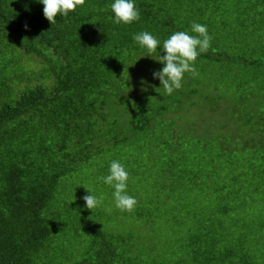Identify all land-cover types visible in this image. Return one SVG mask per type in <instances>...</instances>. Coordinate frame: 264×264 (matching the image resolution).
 <instances>
[{
	"label": "trees",
	"instance_id": "trees-1",
	"mask_svg": "<svg viewBox=\"0 0 264 264\" xmlns=\"http://www.w3.org/2000/svg\"><path fill=\"white\" fill-rule=\"evenodd\" d=\"M225 1L136 0L140 19L116 24L112 0H85L67 16L58 14L54 23L37 0H0V264L60 260L56 217L63 214L66 201L59 186L103 139L106 95L119 90L122 68L150 57L133 41L134 33L146 30L163 41L175 31L190 32L193 22L206 24L213 35L211 47L199 57L241 60L228 55L229 43L213 31L212 19ZM243 1L245 5L231 7L239 28L226 35L246 36L252 44L251 56L242 60L259 72V113L242 118L247 131L242 144L221 138L217 148V171L218 166L230 169L217 178V215H227V225L241 233L230 239L218 227L217 236L202 231L203 237L187 242L183 264L264 263L263 252L244 239L253 235L246 231L253 227L246 220L252 210L243 215L253 209L259 218L254 228L264 241V0ZM235 44L241 51L242 44ZM25 60H35L39 67ZM132 125L142 128L138 120ZM254 135L258 146L253 145ZM237 157L246 160L235 172ZM130 239L129 234L98 229L72 264H150L132 253Z\"/></svg>",
	"mask_w": 264,
	"mask_h": 264
},
{
	"label": "rangeland",
	"instance_id": "rangeland-1",
	"mask_svg": "<svg viewBox=\"0 0 264 264\" xmlns=\"http://www.w3.org/2000/svg\"><path fill=\"white\" fill-rule=\"evenodd\" d=\"M220 4L212 19L213 31L229 43L228 55L241 60L215 62L198 56L196 75L185 73L182 88L171 95L164 94L159 79L153 78V72L163 67L153 58L155 53L122 68L119 90L106 95L107 122L100 126L103 139L92 147L88 161H79L61 180L59 192L66 204L56 217V245L62 249L56 264H72L98 229L131 235L132 253L150 264H183L189 254L187 242L203 237L205 230L217 236L218 227L230 239L240 236L238 227L227 225L231 220L227 215H217V178L230 171L220 166L217 171V148L221 138L228 144L246 140L247 131L240 122L248 114L259 113V72L242 60L251 56L249 38L226 35L239 28L231 19V7L246 2ZM235 42L242 44L241 51L235 50ZM24 62L39 67L35 60ZM133 120L142 128L135 129ZM252 137L258 146L257 135ZM112 160L122 162L129 172L127 191L137 199L131 212L117 209L114 189L98 179L108 174ZM244 160H234L235 172ZM85 187L102 198L93 210L84 207L83 197L89 194ZM248 210L252 212L246 220L253 230H244L253 235L244 239L249 246L256 245L264 258V241L253 224L259 218L255 219L252 208L243 215Z\"/></svg>",
	"mask_w": 264,
	"mask_h": 264
},
{
	"label": "clouds",
	"instance_id": "clouds-1",
	"mask_svg": "<svg viewBox=\"0 0 264 264\" xmlns=\"http://www.w3.org/2000/svg\"><path fill=\"white\" fill-rule=\"evenodd\" d=\"M43 5V15L51 23L55 22L57 15L67 16L69 12L83 5L85 0H37ZM114 14L113 22L116 24H131L140 19V9L136 0H112L110 5ZM195 33L196 35H192ZM185 31H175L167 39L161 41L149 31L134 33L132 39L141 48L149 53L148 56L156 54L154 59L158 60L163 67L153 72V78L159 79L164 94L171 95L174 91L182 88V80L185 73L196 75L195 61L201 53H205L211 47L212 36L209 34L208 26L193 22ZM163 52L164 55H159ZM105 185L112 187L114 204L120 211L131 212L137 205L135 196L127 191L129 172L125 165L119 160H112L108 167V174L98 178ZM87 195L83 197L84 207L93 210L102 203V198L94 194L90 187Z\"/></svg>",
	"mask_w": 264,
	"mask_h": 264
}]
</instances>
